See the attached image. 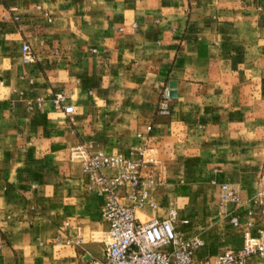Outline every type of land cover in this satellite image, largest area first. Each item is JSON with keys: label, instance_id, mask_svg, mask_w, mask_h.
<instances>
[{"label": "crops", "instance_id": "0c3cea01", "mask_svg": "<svg viewBox=\"0 0 264 264\" xmlns=\"http://www.w3.org/2000/svg\"><path fill=\"white\" fill-rule=\"evenodd\" d=\"M77 146L151 159L156 214L176 208L196 259L240 249L264 229V0H0V264L101 258L103 197Z\"/></svg>", "mask_w": 264, "mask_h": 264}, {"label": "built area", "instance_id": "2783aa9c", "mask_svg": "<svg viewBox=\"0 0 264 264\" xmlns=\"http://www.w3.org/2000/svg\"><path fill=\"white\" fill-rule=\"evenodd\" d=\"M34 57L30 46L22 44L23 61H32ZM171 90L165 86L159 92L158 115L170 114ZM65 98L62 92H56L50 101L55 108L71 114L73 107L64 103ZM150 129L151 126H147V130ZM78 149L81 153H74L81 158L83 170L88 174L89 188L103 197L101 217L108 224L101 258L87 264H247L252 255L264 258V229H261L255 236L245 233L243 245L238 250H226L213 260L196 259L194 254L203 245V240L198 235L187 237L177 229L176 208L171 206L164 218L156 214L154 193L160 181L153 173L151 159L137 158L134 151L125 158L122 154H107L103 150L91 152L83 146L74 148ZM104 168H112L115 173L107 176L102 172ZM119 187L123 188L122 195L116 192ZM219 195L221 203L239 200L237 190L226 183L220 185ZM138 212L144 215L151 212L152 215L142 220ZM180 222L185 224L187 220ZM231 222L238 225L236 217H232ZM64 242L69 244L71 240ZM80 243L81 238L77 244Z\"/></svg>", "mask_w": 264, "mask_h": 264}, {"label": "water", "instance_id": "95a60500", "mask_svg": "<svg viewBox=\"0 0 264 264\" xmlns=\"http://www.w3.org/2000/svg\"><path fill=\"white\" fill-rule=\"evenodd\" d=\"M169 87H170L171 89L175 88V82H170V83H169ZM170 96H171V97H174V96H175V91H174V90H171V92H170Z\"/></svg>", "mask_w": 264, "mask_h": 264}]
</instances>
